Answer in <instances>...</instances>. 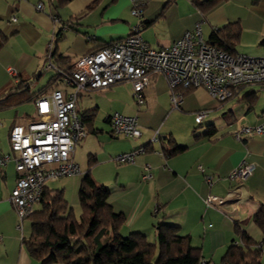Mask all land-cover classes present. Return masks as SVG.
Listing matches in <instances>:
<instances>
[{"label": "crops", "instance_id": "obj_1", "mask_svg": "<svg viewBox=\"0 0 264 264\" xmlns=\"http://www.w3.org/2000/svg\"><path fill=\"white\" fill-rule=\"evenodd\" d=\"M228 2L204 15L194 6L193 0H149L142 19H138L131 14V0H71L65 5H59V0H0V32L8 38L0 49V96L20 80H28L29 95L36 109L38 99L64 89L58 80L42 92L57 75L53 70H45L50 44L53 62L58 57L67 59L65 63L55 64L65 70L102 45L128 37L138 24H142L141 37L154 49L170 47L188 32L195 38L198 28L202 39L208 43L214 31L239 21L238 14L228 12ZM39 4L43 5L42 10L37 9ZM11 70L16 76L10 73ZM48 73L49 80L40 87ZM126 87L118 85L79 95L76 101L78 115L82 118L95 111V117L85 126L87 136L75 149V163L76 150L83 149L89 134L97 136L99 146L88 154V169L85 172L80 169L83 176L65 177L47 183L46 187L63 190L69 205L70 191L73 194L71 201L77 206L82 179L90 172L98 184L109 189V203L114 211L125 215L122 236L142 233L155 243L156 225L178 226L183 235L191 238L192 247L201 251L202 259L213 264L221 263L233 243H241L235 233L236 222H239L242 229L259 243L264 264V234L253 222V216L264 204V143L259 141L264 135L249 139L236 137L241 128L261 123L264 88H243L239 95L223 104L213 99L204 87L188 90L183 93L181 109L174 110L169 86L162 75L151 77L144 92V105H138L132 91ZM200 111L209 114L198 124L195 116ZM115 113L136 118L141 137L113 136L110 120ZM99 115H102L100 124L97 122ZM222 115L223 122H220ZM176 117H189L201 129L185 134L172 123L166 127L167 122ZM21 122L27 121L7 123L9 142L12 127L26 125ZM157 131L159 140L152 143ZM105 133L118 140L108 139ZM170 139L184 150L167 156L164 149L168 148ZM101 140L107 145L117 144L112 153H129L140 148L145 152L137 156L135 164L116 166V176L108 180L97 174L99 161H109L102 157L104 145ZM8 152L11 153V148ZM242 163L254 165L253 174L245 181H231L230 174ZM146 164L151 166L152 179L149 181L143 179ZM207 177L212 179L211 184ZM18 178L13 161L0 167V264H40L26 251L25 237L17 238L18 216L10 197ZM209 196L228 198L223 207L225 210L208 205ZM157 206L160 209L156 214ZM74 212L80 214L75 209Z\"/></svg>", "mask_w": 264, "mask_h": 264}, {"label": "built area", "instance_id": "obj_2", "mask_svg": "<svg viewBox=\"0 0 264 264\" xmlns=\"http://www.w3.org/2000/svg\"><path fill=\"white\" fill-rule=\"evenodd\" d=\"M149 0H131V14L142 19ZM38 10L43 5L37 6ZM16 21V18L12 19ZM142 24L133 27L131 34L121 41L80 57L69 72L53 63L52 45L48 47V63L45 70H53L61 76L63 90L54 91L51 96L36 101L35 120L26 125H15L10 132V154L0 155V167L15 163L19 174L10 202L15 209L22 231L23 222L35 210L41 200L47 183L65 177L79 176L82 172L74 161L75 149L87 136L82 118L76 111L80 94L102 91L118 85H126L133 93L138 105H144L145 90L153 75L164 76L170 89V102L174 110H180L183 91L204 87L210 96L220 103H226L239 95L243 88L262 86L264 88V57L231 55L208 45L201 36L186 33L179 41L167 48L154 49L141 37ZM10 73L16 76V72ZM208 111L195 116L201 124L208 117ZM112 135L140 138L142 133L138 121L115 113L110 120ZM264 135V112L260 124L243 127L237 133L238 139ZM157 131L152 143L159 140ZM143 148L123 153L113 158L119 165L135 164ZM199 170L204 172L199 166ZM254 172V165L242 163L229 176L231 181H245ZM143 179H152L151 166H144ZM211 184L212 179L207 177ZM228 198L209 196L206 203L225 210ZM158 207L155 209L157 214ZM1 240V237H0ZM201 264H208L201 261Z\"/></svg>", "mask_w": 264, "mask_h": 264}, {"label": "trees", "instance_id": "obj_3", "mask_svg": "<svg viewBox=\"0 0 264 264\" xmlns=\"http://www.w3.org/2000/svg\"><path fill=\"white\" fill-rule=\"evenodd\" d=\"M70 1L59 0V5ZM226 1L193 0V4L205 15ZM241 34L240 22L228 23L214 31L207 44L236 55ZM7 40L0 32V49ZM111 44L102 45L94 52ZM66 61V58L58 57L53 63ZM71 68L72 66L63 71L69 72ZM58 80L61 81V76L57 74L42 92ZM13 91L18 92L12 93ZM29 91L28 80H20L15 88L12 87L0 96V111L32 101ZM94 112L83 115L85 126L94 120ZM168 142V148L164 149L167 156H174L184 150L176 145L174 139ZM109 197V189L98 184L91 173L87 172L79 190L81 212L76 215L63 190L46 187L38 203V210H34L28 217L31 221V233L29 238L23 239V245L29 256L40 264H201L204 260L201 251L192 247L191 238L183 235L178 226L166 223L156 225L155 243L150 242L142 233L122 236L121 229L126 218L123 213L114 211ZM253 222L264 234V204L253 216ZM235 233L241 243H233L220 264H262L259 243L242 229L239 222H236Z\"/></svg>", "mask_w": 264, "mask_h": 264}, {"label": "rangeland", "instance_id": "obj_4", "mask_svg": "<svg viewBox=\"0 0 264 264\" xmlns=\"http://www.w3.org/2000/svg\"><path fill=\"white\" fill-rule=\"evenodd\" d=\"M157 1V0H155ZM228 7V8H227ZM226 8L228 12H233L235 14H238V22H240V25L242 27V34L240 41L238 45L236 46V52L240 55H247L252 57H264V0H229L228 5H226ZM225 8V9H226ZM204 35L207 37L204 29ZM55 73V72H52ZM46 74L45 76V82L41 83L42 87L44 84L47 83L50 76ZM48 78V79H47ZM17 85H13V88H15ZM127 90L131 91L128 87H126ZM249 88V87H247ZM246 88V89H247ZM256 88V87H255ZM104 102V101H102ZM171 108V107H170ZM36 112L35 109V103L33 101L26 102L24 104H21L19 106L7 108L5 110L0 111V154H7L10 150V142L8 139V125L9 122L12 120H26L27 122L22 124H27L30 121L35 120L36 118ZM223 115L221 116L220 122H223ZM97 122L100 124L102 123V115H99L97 118ZM174 124L176 129L184 132L185 134L189 133L192 134L193 130L196 131L200 130V126H196L191 122V119L189 117H182V118H174L167 122L166 127H170V125ZM196 127H194V126ZM203 127H206V124L203 125ZM180 132V133H181ZM105 137H107L110 140L117 141L118 139L111 138L109 133L104 134ZM97 136L93 134H89L88 137L84 140L86 141L85 146L83 149H77L76 150V162L79 165L80 169L85 172L88 169V154L92 152L91 150L96 149L99 146V142L96 139ZM102 145H104V151L102 157L108 158L109 161H99L100 163L96 166L97 174L105 179H111L116 176V166H119L116 162L113 161V158L116 157V153H112V151H115L116 143L112 142L110 144H105L104 140ZM259 141L264 143V138H259ZM9 149V150H8ZM83 176L79 175V177ZM71 192L68 193V200L70 201V206L75 209V211H78V214L81 211L80 203L79 205H75L71 201ZM73 195V194H72ZM38 206H35V210H38ZM19 220L17 217V223L18 225ZM8 227V226H7ZM4 226L3 228H7ZM17 227V226H16ZM17 229V228H16ZM30 229H31V221L30 219H25L23 222V228L21 230H17V238L21 239V237H25L26 239L30 236ZM150 241V240H149ZM151 242V241H150Z\"/></svg>", "mask_w": 264, "mask_h": 264}]
</instances>
